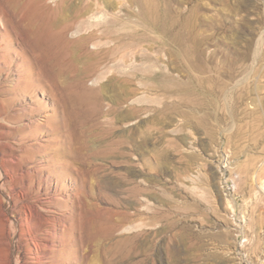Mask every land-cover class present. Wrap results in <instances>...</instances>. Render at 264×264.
<instances>
[{
  "label": "rangeland",
  "instance_id": "1",
  "mask_svg": "<svg viewBox=\"0 0 264 264\" xmlns=\"http://www.w3.org/2000/svg\"><path fill=\"white\" fill-rule=\"evenodd\" d=\"M261 170L264 0H0V264H264Z\"/></svg>",
  "mask_w": 264,
  "mask_h": 264
},
{
  "label": "bare ground",
  "instance_id": "2",
  "mask_svg": "<svg viewBox=\"0 0 264 264\" xmlns=\"http://www.w3.org/2000/svg\"><path fill=\"white\" fill-rule=\"evenodd\" d=\"M194 38V37H193ZM191 39V38H190ZM195 40L194 41H192V42H195L196 41V38H194ZM262 170H263V168H262ZM258 171L257 172V175H256V181H259L258 183H259V186H260V188H259V193H256V195L257 194H259L256 198L254 197L253 198V200L254 199H262V200H264V182H262V178H264V171ZM253 184V183H252ZM252 200V201H253ZM259 201V200H258ZM250 202V201H249ZM254 202V201H253ZM247 203H248V201H247ZM254 203H257V200H256V202H254ZM258 204V203H257ZM247 205V204H246ZM254 205V204H253ZM259 205V204H258ZM251 206V205H250ZM260 206V205H259ZM252 207V206H251ZM250 207V208H251ZM258 207V206H257ZM256 207V208H257ZM244 208V207H243ZM245 209V208H244Z\"/></svg>",
  "mask_w": 264,
  "mask_h": 264
}]
</instances>
